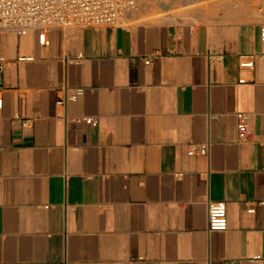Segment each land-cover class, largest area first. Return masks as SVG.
Returning a JSON list of instances; mask_svg holds the SVG:
<instances>
[{"label": "crops", "instance_id": "obj_1", "mask_svg": "<svg viewBox=\"0 0 264 264\" xmlns=\"http://www.w3.org/2000/svg\"><path fill=\"white\" fill-rule=\"evenodd\" d=\"M145 1L48 45L0 30V264H264V0Z\"/></svg>", "mask_w": 264, "mask_h": 264}, {"label": "built area", "instance_id": "obj_2", "mask_svg": "<svg viewBox=\"0 0 264 264\" xmlns=\"http://www.w3.org/2000/svg\"><path fill=\"white\" fill-rule=\"evenodd\" d=\"M137 5V0H0V30H12L18 34H26L30 30L37 31L38 42L48 45L50 40L47 31L50 28H76L104 26H125L128 15ZM264 39V27L261 28ZM241 65L252 67V58L244 60ZM1 67V64H0ZM3 86L0 83V106L3 103ZM85 92L83 86L69 87L64 98L57 101L64 105L76 101ZM67 118V114H64ZM238 131L241 139L249 138L247 117L238 113ZM76 121L96 125L94 117L75 118ZM208 152L206 143H191L190 155H205ZM264 203V202H263ZM253 211V209H250ZM208 226L211 230L228 228L227 206L223 200L211 201L208 211Z\"/></svg>", "mask_w": 264, "mask_h": 264}, {"label": "rangeland", "instance_id": "obj_3", "mask_svg": "<svg viewBox=\"0 0 264 264\" xmlns=\"http://www.w3.org/2000/svg\"><path fill=\"white\" fill-rule=\"evenodd\" d=\"M141 0H137V5L134 9L138 7V4ZM211 1L218 0H146L145 2L154 3L160 8H169L172 9V12L188 9L194 7L198 4H206ZM264 9V8H263ZM132 11V10H131Z\"/></svg>", "mask_w": 264, "mask_h": 264}]
</instances>
